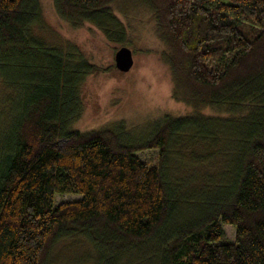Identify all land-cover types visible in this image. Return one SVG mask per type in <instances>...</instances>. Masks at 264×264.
Segmentation results:
<instances>
[{
    "label": "trees",
    "instance_id": "1",
    "mask_svg": "<svg viewBox=\"0 0 264 264\" xmlns=\"http://www.w3.org/2000/svg\"><path fill=\"white\" fill-rule=\"evenodd\" d=\"M114 1L53 6L79 29L110 16ZM130 1L151 13L171 96L190 107L139 137L122 121L74 129L85 79L108 69L30 33L40 0H0V85L13 102L1 117L0 264H48L78 236L96 264H264V0ZM187 129L218 158L194 171L201 186L182 211L169 140ZM146 150L156 164L137 155ZM56 194L80 198L56 204Z\"/></svg>",
    "mask_w": 264,
    "mask_h": 264
},
{
    "label": "rangeland",
    "instance_id": "2",
    "mask_svg": "<svg viewBox=\"0 0 264 264\" xmlns=\"http://www.w3.org/2000/svg\"><path fill=\"white\" fill-rule=\"evenodd\" d=\"M40 6L41 15L30 29L34 37L64 49L73 45L90 63L108 69L85 79L80 89L83 112L73 125L74 129L89 131L122 121L133 136L139 137L166 114L178 117L190 112V107L171 96V73L161 58L166 48L157 35L151 13L145 7L130 0H115L108 6L110 16H102L95 23L72 29L56 14L53 0H40ZM122 46L129 48L133 56V66L126 73L118 71L114 62V54ZM10 100L0 85V150L7 123L5 120L2 124L1 117L6 108L13 105ZM199 139L194 136V130L187 129L169 140L170 175L175 177L174 171H179L178 187L183 184L179 188L182 211L188 209L187 197L201 186V182L195 180L198 175L194 171H203L202 164L214 165L218 158L217 154H211L213 150L209 154L210 150L204 149ZM63 144L60 141L59 146ZM137 155L150 164L157 163L156 150L138 152ZM78 198L80 196L74 194H56L55 203ZM223 229L225 241L233 242L234 228L225 225ZM48 264H96L94 249L82 236L65 239L53 249Z\"/></svg>",
    "mask_w": 264,
    "mask_h": 264
},
{
    "label": "water",
    "instance_id": "3",
    "mask_svg": "<svg viewBox=\"0 0 264 264\" xmlns=\"http://www.w3.org/2000/svg\"><path fill=\"white\" fill-rule=\"evenodd\" d=\"M115 68L122 72H128L133 66V56L129 48L122 46L114 54Z\"/></svg>",
    "mask_w": 264,
    "mask_h": 264
}]
</instances>
